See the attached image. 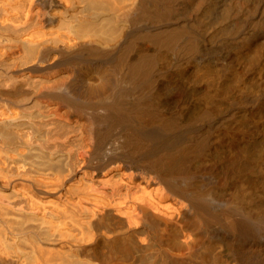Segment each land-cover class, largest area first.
<instances>
[{"label":"bare ground","instance_id":"1","mask_svg":"<svg viewBox=\"0 0 264 264\" xmlns=\"http://www.w3.org/2000/svg\"><path fill=\"white\" fill-rule=\"evenodd\" d=\"M0 264H264V0H0Z\"/></svg>","mask_w":264,"mask_h":264}]
</instances>
